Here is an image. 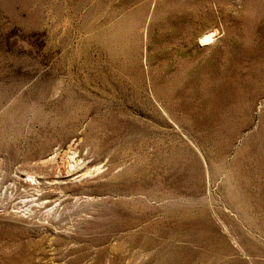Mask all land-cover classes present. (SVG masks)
Here are the masks:
<instances>
[{"label": "rangeland", "instance_id": "374dc122", "mask_svg": "<svg viewBox=\"0 0 264 264\" xmlns=\"http://www.w3.org/2000/svg\"><path fill=\"white\" fill-rule=\"evenodd\" d=\"M0 264H264V0H0Z\"/></svg>", "mask_w": 264, "mask_h": 264}, {"label": "bare ground", "instance_id": "6f19581e", "mask_svg": "<svg viewBox=\"0 0 264 264\" xmlns=\"http://www.w3.org/2000/svg\"><path fill=\"white\" fill-rule=\"evenodd\" d=\"M215 37H216V31H210V32L205 33L202 38V44L211 43L215 39Z\"/></svg>", "mask_w": 264, "mask_h": 264}]
</instances>
